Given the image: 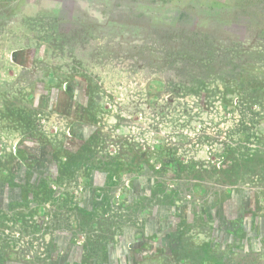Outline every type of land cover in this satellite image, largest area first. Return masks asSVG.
Returning <instances> with one entry per match:
<instances>
[{
    "label": "rangeland",
    "instance_id": "374dc122",
    "mask_svg": "<svg viewBox=\"0 0 264 264\" xmlns=\"http://www.w3.org/2000/svg\"><path fill=\"white\" fill-rule=\"evenodd\" d=\"M85 146L116 158L117 189L59 176ZM40 180L54 200L18 218ZM0 254L264 264V0H0Z\"/></svg>",
    "mask_w": 264,
    "mask_h": 264
},
{
    "label": "trees",
    "instance_id": "16d2710c",
    "mask_svg": "<svg viewBox=\"0 0 264 264\" xmlns=\"http://www.w3.org/2000/svg\"><path fill=\"white\" fill-rule=\"evenodd\" d=\"M17 157H24V151L21 149H17ZM93 150L90 149L88 146L82 147L81 149L73 152V153H68L65 156V161L62 162L61 160L59 168L58 169V174L60 177H66L70 178L75 174L77 171H79L81 168H93L96 167L97 169L101 170V172L106 173L105 179L107 181V187L111 191L117 189L122 183V175L120 174V170L118 168V164L116 161V158L110 157L109 155L107 157H100L96 158L97 160H93ZM40 183L36 182V186L29 182V187H24L23 186V197L21 198L24 203H21L20 207L23 209H26L28 213H17V217L19 218H27V217H32L37 211V207H31L32 203L36 204L35 200H42V201H51L54 200L53 193L54 190H52L47 182L45 180H40ZM157 183V181H154ZM31 185V186H30ZM163 185V184H162ZM161 186V184H160ZM163 188V186H162ZM110 191V192H111ZM30 193L33 195L34 201L30 199ZM41 195V196H40ZM69 198L66 199V203L69 202L71 205H75L77 207V204L74 202V199L72 196L67 195ZM36 199H35V198ZM38 204V203H37ZM94 212V210H93ZM93 212H90L89 215H92ZM83 223V222H82ZM48 228V226H45ZM100 231L102 232L103 229L101 228ZM109 243L108 236L105 235H94L93 238H89L86 240V243L84 244V250L86 253V259H92L95 258L97 260H101L100 254L101 251L107 246ZM205 258V259H204ZM0 259H1V254H0ZM202 260H205L204 264H212L210 262H213L212 258L208 257H203ZM65 264H83L80 261H71Z\"/></svg>",
    "mask_w": 264,
    "mask_h": 264
}]
</instances>
